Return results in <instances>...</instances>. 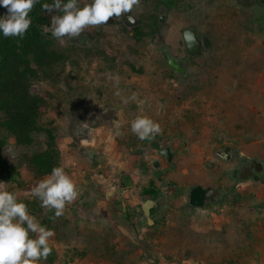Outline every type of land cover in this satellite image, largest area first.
<instances>
[{"label": "rangeland", "instance_id": "rangeland-1", "mask_svg": "<svg viewBox=\"0 0 264 264\" xmlns=\"http://www.w3.org/2000/svg\"><path fill=\"white\" fill-rule=\"evenodd\" d=\"M160 4L167 7L163 25ZM141 5L131 13L141 23L132 37L120 18L85 30V48L67 39L62 46L43 29L63 59L49 79L32 83L44 101L38 127L52 133L57 167L76 184L77 200L51 219L54 210L31 195L50 176L38 177L28 164L45 148L43 137L29 148L10 140L6 154L19 165L20 185L2 182V190L54 232L52 252L40 264H264V169L259 181L235 182L234 162L213 155L232 145L264 166V7L257 0ZM186 28L208 37L211 47L187 60L182 76L167 66L161 47L184 59ZM137 117L158 123L162 134L140 140L131 131ZM165 148L171 162L160 154ZM150 185L162 193L150 212L152 226L139 196ZM197 185L218 189L217 201L191 209L188 193Z\"/></svg>", "mask_w": 264, "mask_h": 264}, {"label": "clouds", "instance_id": "clouds-1", "mask_svg": "<svg viewBox=\"0 0 264 264\" xmlns=\"http://www.w3.org/2000/svg\"><path fill=\"white\" fill-rule=\"evenodd\" d=\"M38 3L40 0H0V7L6 9V14L0 17V33L5 38L23 39L32 25L30 13ZM41 8L47 13H62L52 15L49 31L63 46L66 39H76L89 28L106 26L110 19L127 16L129 22H134V17L128 14L142 10V5L141 0H91L81 7L79 0H67V3L53 0L51 4H42ZM129 99L135 100L136 94ZM124 102L128 103V99ZM131 131L140 140L149 141L162 134L160 125L148 117H137L132 121ZM3 187L4 183L0 182V264L46 261L52 252L49 242L54 232L42 226L30 214L28 206L19 202L16 194L2 190ZM79 194L76 184L62 167H54L50 176L31 189V195L41 201L43 208L54 210L51 219L63 216L66 206L76 201Z\"/></svg>", "mask_w": 264, "mask_h": 264}, {"label": "trees", "instance_id": "trees-1", "mask_svg": "<svg viewBox=\"0 0 264 264\" xmlns=\"http://www.w3.org/2000/svg\"><path fill=\"white\" fill-rule=\"evenodd\" d=\"M52 2L40 0L35 5L30 13L32 25L23 39L5 38L0 33V182L19 184V165L6 154L11 139L16 146L29 148L35 145L37 137L45 138V148L35 152L28 159V164L38 177L51 175L52 169L57 167L60 151L54 137L49 131L41 134L38 127L44 101L32 93V83L49 79L53 69L63 59L61 54L49 47L50 35L41 36L44 28L50 29L52 15H62L42 10V4ZM159 193L156 186L150 185L144 187L139 196L144 200H156Z\"/></svg>", "mask_w": 264, "mask_h": 264}, {"label": "water", "instance_id": "water-1", "mask_svg": "<svg viewBox=\"0 0 264 264\" xmlns=\"http://www.w3.org/2000/svg\"><path fill=\"white\" fill-rule=\"evenodd\" d=\"M240 3H244V0H239ZM91 3V0L88 2ZM87 3V4H88ZM259 6L264 7V0H257ZM158 12L160 13L158 18L159 25H163L166 21L167 7L165 5H158ZM128 15H131L130 13ZM132 16V15H131ZM134 17V16H133ZM124 16L121 18V21L125 25L128 36L132 37L134 35V30L140 26V21L134 17V22H126ZM109 25L114 23V19H110L108 22ZM42 31V29H39ZM42 38L45 37V34L41 35ZM182 38L184 41V59H178L170 54V49L168 46H162L161 51L164 55L167 56L166 63L167 66L176 74L185 76L187 73L186 62L189 59H195L201 57L204 50H207L211 47V41L206 36H199L197 31L192 28H186L182 31ZM89 37L87 35H82L76 39L68 40V44L77 45L79 47L85 48L89 46L88 43ZM160 154L163 155L167 162L172 161V153L169 148H165L160 151ZM213 155L224 162H230L232 158L240 160L241 164H244L248 161V165L239 176L236 175L237 168L234 169L230 177L238 182H246L249 180L259 181L260 175L263 172L264 166L263 163L258 159H248L245 155H241L238 149H235L232 145H227L221 149L213 150ZM91 158V156L89 155ZM159 163L157 161L153 162V167L157 168ZM255 169V176H251V169ZM220 193L213 187H203L197 185L192 187L188 193L187 205L191 208H204L209 204H213L217 201ZM159 198H161L162 193H159ZM157 205L156 200L147 199L140 202L141 210L143 217L146 219L147 224L152 226L154 221L151 219L150 212Z\"/></svg>", "mask_w": 264, "mask_h": 264}, {"label": "flooded vegetation", "instance_id": "flooded-vegetation-1", "mask_svg": "<svg viewBox=\"0 0 264 264\" xmlns=\"http://www.w3.org/2000/svg\"><path fill=\"white\" fill-rule=\"evenodd\" d=\"M131 14V13H130ZM132 15V14H131ZM125 21L126 22H128V19L127 18H125ZM114 22H115V19H114ZM120 22L122 23V25L125 27V25L123 24V22L121 21V18H120ZM134 34H135V30H134ZM90 38V37H89ZM180 59V58H179ZM234 162V165H233V167H232V169H231V171L229 172V177H230V174H231V172L234 170V169H236L237 168V172H236V175L237 176H239L243 171H245V169H246V167H247V165H248V161H246L244 164H241V162H240V160H238V159H236V158H232V160L230 161V162ZM229 162V163H230ZM251 176H255V169L253 168V169H251ZM231 178V177H230ZM232 179V178H231ZM232 181H237V180H234V179H232ZM251 181H253V180H249L248 182H251ZM216 190H218V189H216Z\"/></svg>", "mask_w": 264, "mask_h": 264}, {"label": "crops", "instance_id": "crops-1", "mask_svg": "<svg viewBox=\"0 0 264 264\" xmlns=\"http://www.w3.org/2000/svg\"><path fill=\"white\" fill-rule=\"evenodd\" d=\"M245 39V38H244ZM243 38H242V40H244ZM263 42V41H262Z\"/></svg>", "mask_w": 264, "mask_h": 264}]
</instances>
